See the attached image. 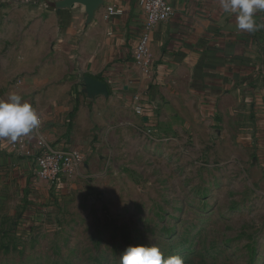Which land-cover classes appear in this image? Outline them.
Returning <instances> with one entry per match:
<instances>
[{
    "label": "crops",
    "instance_id": "obj_1",
    "mask_svg": "<svg viewBox=\"0 0 264 264\" xmlns=\"http://www.w3.org/2000/svg\"><path fill=\"white\" fill-rule=\"evenodd\" d=\"M170 1L175 14L152 32L155 70L146 73L134 58L145 22L140 0H105L90 24L80 5L47 11L0 0V89L35 101L52 148L83 152L86 173L102 157L90 145L94 126H143L133 105L139 95L150 123L194 126L210 156L245 166L264 188V27L240 30L221 0ZM109 8L122 13L108 16ZM254 18L264 25V11ZM79 71L105 82L109 96L68 99L67 78Z\"/></svg>",
    "mask_w": 264,
    "mask_h": 264
},
{
    "label": "rangeland",
    "instance_id": "obj_2",
    "mask_svg": "<svg viewBox=\"0 0 264 264\" xmlns=\"http://www.w3.org/2000/svg\"><path fill=\"white\" fill-rule=\"evenodd\" d=\"M20 4L56 9L53 0ZM82 75L68 76V99L86 96ZM156 127L149 137L126 122L94 126L96 171L50 191L0 138V264H120L137 245L184 264H264V188L245 166L210 156L194 126Z\"/></svg>",
    "mask_w": 264,
    "mask_h": 264
},
{
    "label": "built area",
    "instance_id": "obj_3",
    "mask_svg": "<svg viewBox=\"0 0 264 264\" xmlns=\"http://www.w3.org/2000/svg\"><path fill=\"white\" fill-rule=\"evenodd\" d=\"M140 5L145 22L134 58L146 73H154L155 64L149 54L152 32L158 25L174 16L175 8L170 0H140ZM121 13L122 11L118 9H108V16H117ZM133 105L136 115L142 118L143 126L140 131L146 136H154L158 129L155 123H150L142 96H135ZM41 126L40 123V126L30 134L12 142L10 148L16 156L30 160L35 167L36 176L52 190L81 175L86 167V156L77 149L52 148Z\"/></svg>",
    "mask_w": 264,
    "mask_h": 264
},
{
    "label": "clouds",
    "instance_id": "obj_4",
    "mask_svg": "<svg viewBox=\"0 0 264 264\" xmlns=\"http://www.w3.org/2000/svg\"><path fill=\"white\" fill-rule=\"evenodd\" d=\"M221 6L226 13H235L237 26L240 30L255 32L264 25L257 24L254 16L258 11H264V0H221ZM40 118L27 101L16 93L8 99L0 100V138L11 142L30 134L40 126ZM120 264H184L179 255L164 257L158 246H128L122 252Z\"/></svg>",
    "mask_w": 264,
    "mask_h": 264
},
{
    "label": "water",
    "instance_id": "obj_5",
    "mask_svg": "<svg viewBox=\"0 0 264 264\" xmlns=\"http://www.w3.org/2000/svg\"><path fill=\"white\" fill-rule=\"evenodd\" d=\"M105 4V0H59L55 2L56 10H73L78 5L84 8L87 16V24H90L95 17L96 12ZM84 93L89 98L99 96H109V88L105 82L87 75L82 78Z\"/></svg>",
    "mask_w": 264,
    "mask_h": 264
},
{
    "label": "trees",
    "instance_id": "obj_6",
    "mask_svg": "<svg viewBox=\"0 0 264 264\" xmlns=\"http://www.w3.org/2000/svg\"><path fill=\"white\" fill-rule=\"evenodd\" d=\"M76 110V109H75Z\"/></svg>",
    "mask_w": 264,
    "mask_h": 264
}]
</instances>
